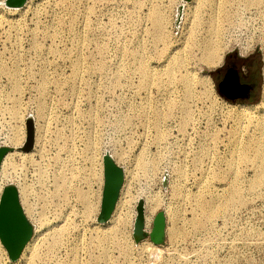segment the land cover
I'll return each instance as SVG.
<instances>
[{"label":"rangeland","instance_id":"obj_1","mask_svg":"<svg viewBox=\"0 0 264 264\" xmlns=\"http://www.w3.org/2000/svg\"><path fill=\"white\" fill-rule=\"evenodd\" d=\"M154 10L162 17L159 31ZM211 45L222 48V57L209 65ZM234 51L256 53L252 100L232 102L217 89L213 73ZM262 102L264 0H23L19 6L0 0V146L15 148L8 136L22 116L25 131L27 119L34 134L44 126L47 150L62 141L59 132H71L78 152L90 135L121 171L103 222L115 239L102 256L96 240L88 242L93 222L77 215L53 253L42 245V259L10 260L6 253L0 264H71L80 237L79 264H264V156L255 155L264 147V125H257L264 112L239 117L233 110H256ZM140 158L148 164L145 174ZM234 185L235 200L219 206ZM142 189L157 195L159 206L136 239L138 202L143 217L146 208L142 197H133ZM196 193L220 207L212 217L200 216L198 226ZM120 200L126 222L113 225L108 220ZM166 207L176 213L173 223ZM158 211L165 215L161 251L143 246ZM99 212L100 206L96 222ZM173 225L181 232L176 237L169 235Z\"/></svg>","mask_w":264,"mask_h":264},{"label":"bare ground","instance_id":"obj_2","mask_svg":"<svg viewBox=\"0 0 264 264\" xmlns=\"http://www.w3.org/2000/svg\"><path fill=\"white\" fill-rule=\"evenodd\" d=\"M207 1L211 2V0ZM255 1L257 0H246V3L249 4ZM153 14L154 17L152 16L151 18L153 20V27L156 31H159L162 25V17L158 10H154ZM215 36L217 37L218 34L216 33ZM213 42L211 41L210 44H213ZM221 49L222 48L217 47V45L208 46L204 61L207 64L209 63V65L219 63L222 57V54L219 53ZM247 49L248 48H245V50ZM203 80L204 82H210L209 76H206ZM233 110L239 117H251L254 112L258 114L264 112V102L259 104L256 110L250 107V105L234 106ZM184 121H186V118ZM257 125H264V121H259ZM44 129V126L37 125L34 134V145L31 149L27 151L17 149V146L23 144V140L26 138L24 120L22 116H20L19 124L13 127L10 135L8 134L9 143L14 145L15 148L6 152L0 166V190L7 182L15 183L18 187L21 204L27 217L36 224V234L24 244L19 255V260L22 261L29 257L27 254L33 259H42L43 256L40 250H38L42 245H44L48 253H53L61 244L64 235L66 236L69 229H71L73 224L72 216L77 215L83 217V221L90 220L93 222L94 226L91 229L88 242L92 244L93 241L96 240V247L99 249L102 256L105 245L115 239L111 236L112 233L107 234L103 222L99 223L95 220L96 213L99 209L101 187L103 183V153L98 150V146L95 142L89 139L90 135L86 137L83 148L79 150L80 152L76 151L72 143L73 140L70 139L71 132L70 135H59V132L56 138L62 141L59 142V140H56L53 143L54 148L47 150L44 142ZM58 129L60 128H57V130ZM233 144L232 150L237 148V144L235 142ZM256 148L255 155L263 157L264 147ZM77 154L80 155V158ZM17 155H19L20 158L19 162L15 160ZM36 155H38L37 158L39 157V159H36ZM137 163L145 174V169H148V164L141 158ZM30 167H32L33 170L32 174L30 173L31 178H28ZM262 173L264 174V170ZM129 176L133 177L132 174H129ZM198 185L196 187H198ZM230 188L226 199L219 206L224 207L235 200L234 195L237 191V187L234 185L231 189ZM149 192V190L142 189L137 196L133 197L135 200L141 197L144 199L146 211L143 222L145 226L150 224L152 215L159 206L158 196L150 194ZM195 196L194 211L196 214L192 217V222L198 226L199 223H202L200 216L212 217L216 212V208L219 206L203 199L199 194ZM124 203L123 200L117 202L113 214L108 220L111 224L113 223L114 225L116 222H126V219L122 217V215H125L123 214ZM166 208L168 218L173 223L176 213L174 210L172 211L168 207ZM170 232V237L173 235L176 237L177 234L181 233L176 230L175 226L173 231L170 229ZM105 234H107L108 237H105ZM107 238L108 240H106ZM81 239L82 237L78 239L79 242L74 246L71 264H79V256L77 257L78 254H76L75 249L80 247ZM175 240L176 239L173 241ZM143 246L147 249L156 251H161L162 249L160 245L151 241L143 242ZM5 254V249L0 244L1 257L4 258Z\"/></svg>","mask_w":264,"mask_h":264},{"label":"water","instance_id":"obj_3","mask_svg":"<svg viewBox=\"0 0 264 264\" xmlns=\"http://www.w3.org/2000/svg\"><path fill=\"white\" fill-rule=\"evenodd\" d=\"M189 1V0H184ZM23 0H7L8 5L10 6H19ZM230 88H236L238 91L239 97H245L248 92V85L241 84L238 78V74L234 73L233 83L227 82V77H225L218 84V91L229 98H237L238 96H229L227 92ZM34 140V125L31 119L26 120V138L23 145L20 147L22 151H27L32 148ZM8 152L6 146H0V166L1 161L4 155ZM103 163V186H102V196L100 202V212L98 215V221L104 222L110 215L112 206L115 200L116 192L121 179V171L118 166H116L112 160V157L109 154H103L102 156ZM2 207L5 205H12V198L7 196V193H16L17 195V206L19 207L18 213L19 217L14 220V227H19V230L22 232L21 237L22 241L20 243L11 244L5 243V248L10 260H16L19 257V254L24 246V244L30 238L32 231V224L27 217L24 208L21 204L19 197L18 187L15 184L3 185L0 192H3ZM14 203V202H13ZM143 203L139 201L137 204V216L135 220L134 236L136 239H140L143 236L144 222H143ZM165 235V215L163 211H158L153 217L152 226L149 232L150 240L155 244L162 243ZM13 237H16L14 234Z\"/></svg>","mask_w":264,"mask_h":264},{"label":"flooded vegetation","instance_id":"obj_4","mask_svg":"<svg viewBox=\"0 0 264 264\" xmlns=\"http://www.w3.org/2000/svg\"><path fill=\"white\" fill-rule=\"evenodd\" d=\"M256 53H250L248 55H243L241 53H237L236 51L228 54L225 58L224 64H222L221 68L216 70L213 73V77L218 87V84L227 77V82L233 83L234 73L238 74V78L241 84L248 85V93L245 97H239L238 91L236 88H230L227 92L229 96H238L237 98H229L226 95L222 94L227 100L232 102L237 101H248L253 99V92L256 88ZM103 186V183H102ZM3 192H0V244L5 248V243L18 244L22 241L21 234L22 232L19 230V227H14V220L19 217L17 206V195L16 193H7L9 198H12V205H5L2 207V198ZM102 196V187L100 194V202ZM14 202V203H13ZM100 206V203H99ZM98 212V211H97ZM16 237H13V235ZM7 253V251H6Z\"/></svg>","mask_w":264,"mask_h":264},{"label":"crops","instance_id":"obj_5","mask_svg":"<svg viewBox=\"0 0 264 264\" xmlns=\"http://www.w3.org/2000/svg\"><path fill=\"white\" fill-rule=\"evenodd\" d=\"M248 93V92H247Z\"/></svg>","mask_w":264,"mask_h":264}]
</instances>
